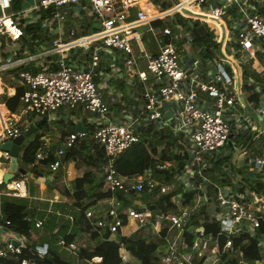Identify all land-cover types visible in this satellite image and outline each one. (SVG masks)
Masks as SVG:
<instances>
[{
  "label": "built area",
  "instance_id": "obj_1",
  "mask_svg": "<svg viewBox=\"0 0 264 264\" xmlns=\"http://www.w3.org/2000/svg\"><path fill=\"white\" fill-rule=\"evenodd\" d=\"M168 1V6L162 7L151 0H117V6L115 0H35L29 6L35 14L22 17L12 11V0H0V72L29 64L38 69H18L13 73L12 78L22 91L18 109L8 116L0 115V141L23 133L28 124L19 126L22 115L80 106L95 115L94 139L106 159L99 166L104 189H118L126 194L145 192L154 200L174 191L171 200L178 205L176 211L170 212L153 211L150 205L154 201L149 200L128 206L123 210L128 221L122 224L112 198L108 201L111 207L103 216L93 210L85 212L93 227L107 226L112 235L120 231L123 236L140 230L160 235L165 228L164 242L154 252L157 264H219L222 252L236 256L238 264H264V232L259 228L260 220L264 222V192L251 189L245 180L264 185V141L257 154H251L248 145L235 142L247 132L264 134V128L254 122L253 112L256 109L264 116V81L241 77L249 60L259 66L258 71L264 77V0ZM86 9L93 16L88 31L66 25L69 18H84L81 12ZM176 14L188 23L198 20L217 30L213 39L226 40L232 57L203 58L191 54L188 44L179 45L187 29L175 20ZM164 18L174 20L172 27L151 25ZM34 22L48 33V38L43 42L28 38L31 46L20 43L25 37L24 27ZM143 25L158 38L159 50L155 53L141 45L137 28ZM118 52L123 54L120 60L126 73H136L144 88L135 92L138 106L126 112L123 109L119 117H114L111 107L117 90L110 89L108 99L103 90L108 88L105 83L111 76L119 77L120 68L114 60ZM104 54L114 58L109 62L110 72L103 73L98 68ZM140 59L146 71L136 68ZM99 75L102 77L97 80ZM242 83L252 86L247 88L248 95L239 90ZM250 92L258 95L257 104L248 100ZM143 125L170 128L174 135L181 136L178 142L182 146L171 148V152L187 155V160L173 180L163 181L151 168L125 179L119 177L114 161L140 140L139 128ZM85 135V131H76L63 138L62 147L54 152L56 159L49 165L51 171L61 165L65 149ZM229 139L232 147L227 144ZM46 148L43 144L36 153L37 159L44 158ZM0 157L9 160L10 154L0 150ZM224 158L229 159L228 165L213 170V164ZM238 158H244L240 168ZM171 164V160H165L158 162L156 168L166 170ZM240 169L244 172H238ZM227 178L230 182L217 181ZM179 185L182 190L175 193ZM4 188L7 195L26 196L24 180L12 179ZM210 188L213 203L207 210L218 222L215 236L190 220L205 203ZM187 189L196 193L190 203L181 205ZM42 223L43 220L36 219L35 227H41ZM9 224L6 218L0 221V264H35L31 257L21 256L28 239L14 232ZM245 234L256 241L260 258H247L241 245L235 244L234 239ZM220 237H223L221 247ZM78 247L72 242L66 248L76 252ZM46 248L47 244H43L37 246V251L42 255ZM120 256L125 263H137L124 246L120 248Z\"/></svg>",
  "mask_w": 264,
  "mask_h": 264
},
{
  "label": "trees",
  "instance_id": "obj_2",
  "mask_svg": "<svg viewBox=\"0 0 264 264\" xmlns=\"http://www.w3.org/2000/svg\"><path fill=\"white\" fill-rule=\"evenodd\" d=\"M13 7L18 8L19 0H14ZM153 3H159L162 7L169 4L168 0H151ZM175 20L184 24L185 20L179 14L175 15ZM174 21V20H173ZM172 23L164 22L163 20H155L152 25L164 26ZM199 22L193 21L192 27H188L192 32L194 39L193 43L204 46L202 52L204 56H211L217 45L212 42V31L201 34L197 29ZM40 24H33L25 27L26 33L37 32ZM40 32V30H39ZM31 35V34H30ZM36 35V34H34ZM32 35V37H36ZM38 37V36H37ZM24 69V68H20ZM10 73V72H9ZM9 73L7 75H9ZM8 77V76H7ZM4 78L7 79L4 75ZM8 80V79H7ZM11 86V85H9ZM22 91L21 87L15 86L12 94L4 92L0 95V103H3L5 108L13 113L19 106V95ZM128 100L127 98H124ZM248 100L254 104L258 102L256 93H251ZM127 107H129V104ZM34 114V113H33ZM32 114V115H33ZM32 115L30 118H32ZM25 116L19 120V126L24 125ZM45 122H41L40 128H44ZM88 131L85 136L78 137L74 144L66 148L63 155L60 157L61 164L67 166L73 163L74 167L80 171V174L71 180V187L67 186L62 179V172L52 174L49 168L51 162L56 159L54 152L57 147L55 144L49 146L43 159H37L36 153L42 148L43 134L38 132L40 129H35L26 143H22L19 147V161L21 165L32 164L29 170L34 177L52 176L50 189L55 191L59 198L52 201L49 199L38 200L36 204H31L27 196H13L7 195L3 192L7 190H0V221L5 218L10 221L9 227L16 233L24 235L29 243L23 249L21 256L31 257L35 264H73L69 259V252L67 250L68 244L75 239L76 228L89 234L93 241L92 246H79L76 251V259L78 264H130L123 262L120 256V248L124 246L125 249L137 260L136 264H157L154 260V252L163 243V237L166 235L164 228L160 235L145 234L141 230L135 232L131 236H123L120 231L111 234L108 227L95 228L93 227L85 216L87 210H95L98 216H103L105 211L109 210L111 205L108 203L110 199H114V208L121 219L122 224H126L128 219L123 210L130 206L128 195H140L145 198V192L128 194L121 190H106L104 189V178L102 175L96 176V171H99V166L106 161L104 152L98 146L94 139V132L96 126L88 123ZM74 131L73 129H66L60 133V140L62 136L68 135ZM140 140L133 143L125 150H123L115 159L114 166L121 179L131 177L133 175L142 173L145 169H153L154 175L159 176L163 181H171L176 174L180 173L187 160V155L181 156L171 152V148L181 147L182 144L178 142L180 135H174L170 128L157 129L152 126H141L139 128ZM252 142V134L250 132L237 138L238 145H249ZM165 160H171L172 164L166 170H158L157 163ZM229 159L224 158L216 161L214 169H221L228 165ZM240 172V170H238ZM99 173V172H98ZM241 173V172H240ZM18 173L15 174L14 179H20ZM247 185L259 192H264V185L261 182L252 184L245 178ZM219 184L230 182L229 178L225 181L217 179ZM182 190V186L175 190V193ZM213 189L210 188L207 193L206 201L201 205L198 211L190 216V220L195 225H202L206 233L213 236L216 235L219 227L218 222L213 219L208 213V206L213 203L212 197ZM174 191L167 192L154 200L155 207L153 211L170 212L176 211L178 205L171 200ZM196 191L194 189H187L183 194V202L181 205L190 203ZM100 205L105 209L101 212ZM66 217V218H64ZM36 219H44L42 228L45 230L43 235H39L38 228L35 227ZM62 222L59 223L58 220ZM190 239V236H189ZM63 241V243H61ZM235 244H240L244 255L251 259L260 258L259 247L254 239L249 236L241 235L234 239ZM47 244L44 254L40 255L37 251V246ZM100 258L99 261H92L93 258ZM219 264H238L236 256L229 254V252H222L219 255Z\"/></svg>",
  "mask_w": 264,
  "mask_h": 264
},
{
  "label": "crops",
  "instance_id": "obj_3",
  "mask_svg": "<svg viewBox=\"0 0 264 264\" xmlns=\"http://www.w3.org/2000/svg\"><path fill=\"white\" fill-rule=\"evenodd\" d=\"M33 1H35V0H19L18 8L15 9L13 7L15 1L12 0V11L17 12L18 15L22 16V17L26 16L27 14H35L34 11L29 9V6L33 3ZM28 12H30V13H28ZM81 15L84 16V18L83 17L82 18H77V19L69 18V20H68L66 25L67 26H74L76 29H78L80 31H83V32L88 31L89 27H90V24L93 22V16H92V14H90V10H88V9H86L85 11H82ZM161 20H163L164 22H167V23L170 22L169 18H164V19H161ZM184 20H185L184 21L185 23L183 25L187 29L186 30L187 31V33H186L187 35L184 36V37H181V40L178 41L179 45L183 44L184 46H187V44H188L190 46V53L191 54L193 53L194 55L200 56V57H203V58H205V57L213 58V57H220V56H221L220 58H226V56L232 57L230 50H228V48L226 46V43H227L226 40L217 42V41H215L213 39V36L215 34H218V31L211 29L207 24L197 20L199 22V24L197 26V28H198L197 30L201 34H205L209 30L212 31L213 34H212L211 40H212V42H214L217 45V47L215 49H213L214 53L211 56H204L203 53H201V52H202L203 48H205V47L201 46V45H196V44H194L192 42L193 39H194V36H193L192 32H190L188 27H192L193 22L190 21V23H188L189 21L187 19H184ZM21 21H24V19H21ZM194 21H196V20H194ZM167 23H166V25L170 26ZM170 23H172V22H170ZM33 24H39V23H35L34 22L32 24H27L26 26L33 25ZM172 25H171V27H172ZM143 26H146V25H143ZM143 26H140V27L137 28V30L141 34V45L146 51L155 53V52H157L159 50V44L157 42L158 38L156 36H154L151 31H149L148 26H146L145 29H141ZM25 27H24V30H25ZM153 27H155V26H153ZM157 27H163V26H157ZM39 30H40V32H39ZM39 30H38V34H37V32L26 33V31H25V37H22L19 42L20 43H24V44H29L28 38H32V39L33 38H37V39H39V42H43V40L48 38V33L45 30H41L40 27H39ZM34 34H36L38 37L36 35H34ZM32 35H34L36 37H32ZM144 41L147 42V45H145ZM136 49H138V48H136ZM122 57H123V54L118 52L117 55H116V58L114 59L117 62L116 63V67L120 68V71L119 70H118L119 72L117 71L119 77H115L116 75L111 76L107 80V82L105 83V84H108L107 85L108 88L103 90L105 98H107V99H108L107 94H108V91L110 89L113 88L114 90H117V92H116L117 93L116 101L113 102L112 107H111V110H112L111 115H113L114 117H119L121 115V111L123 109L126 112V111H130L134 106H136V105L138 106V101H137V97H138L137 95L138 94L135 95V92H139L140 89L144 88V84L139 80V78L137 77L135 72H134L135 74H133V75H128L127 74L128 72L126 73V71L124 69L125 67L123 66V63L120 60V59H122ZM113 58L114 57L111 54H104L102 56L101 63H100V66H99L98 70L100 72H103V73L104 72H110L109 62L112 61ZM243 67H244V70L241 71V77L243 79H246V78L250 77V78L255 79V81H258V80L264 81V77L258 71L259 66L258 65L257 66L253 65L251 60L246 62ZM20 68H24V69L28 68V69L38 70L36 68V66H33V65L29 64V65H26L25 67L24 66H20V67H18L16 69L9 70L4 75H7L10 72L9 75L11 77L12 76L11 74L15 73ZM136 68L138 70L146 71V67H145V64H144L142 59L139 60L138 65H136ZM4 75H3V77H4ZM260 76H261V78H260ZM98 77L99 78H97V80H99L102 77V75H99ZM0 81H1V76H0ZM99 82H101V81H99ZM14 87L15 86L11 87L12 91L14 90ZM243 88L246 89V90H244ZM247 88L252 89V86L244 85V83H242L239 86V90L243 92L244 96L248 95V93H247L248 89ZM237 89H238V85H237ZM12 91H10L8 94H12ZM1 92H2V90H1ZM130 92H132L133 95L130 96ZM124 98H127L128 100H126ZM126 104H129V107H127L128 105H126ZM73 109L77 110L78 112L82 113V115H83V117H77V118L73 117V115H72V117H73L72 120L74 122V131L75 132L77 131L76 128H75L76 125L80 124L81 127L85 128V130H81V131H85L86 134H87V131H88V125L87 124L90 123V124H94L95 125L94 118H91V119L84 118L83 112H85V110H83L82 107H80V106H78L76 108H73ZM10 113L11 112H9L5 108L4 104L0 103V115L4 114V115L7 116ZM32 114L33 113L28 114V115H22V116H25V118H26L25 121H24V124L27 123L28 126L30 124H37V123H35L34 119L30 118V116ZM44 116L46 118L44 119L43 122L46 121L48 123L47 127H44V128L38 127V129L40 128L38 130V132L43 134L42 139H41L42 140V145L45 144L46 147H47L46 150H48L50 145L55 144L56 146H58L57 149H59L60 147H62L63 138L66 136V135L62 136V139L60 140V133L62 131L64 132L66 129L63 128V126L60 127V126L51 125V122L52 121H57V122H61L62 121V123H63L69 117L67 118V116L63 115L62 113H58V112H55L52 115L45 114ZM254 117H256V116H254ZM0 119H1V116H0ZM41 120H39L38 123L41 122ZM254 122L260 128L259 122H257L255 119H254ZM0 128H1V125H0ZM260 129H263V128H260ZM29 135L27 137H29ZM254 137L258 138V140L252 146L251 154H257L258 151H259L258 150L259 149V145L264 141V134L253 133L252 134V142H253V138ZM5 140L6 139L1 140L0 141V145ZM28 140H29V138L25 137L22 143H26ZM0 159L5 160V161H0V168H2V170H0V187H1L2 174L6 171V169L8 167V161L9 160L4 159L3 157L2 158L0 157ZM17 160H18V166L23 168V166L21 165V163L19 161V153H18ZM31 167H32V164H26L24 166L25 173L23 175L21 173H19V172H16L21 177L20 179H16V180H24L26 196L30 200L32 198L37 199V200L46 199V198L36 197L37 196L36 192L43 193L44 189H48L49 190L50 186H51L50 182L52 181V176H43V177H41V179H39L40 177H34L32 175V173L29 171L31 169ZM60 171L62 172V179H63V181L65 182V184L68 187L69 186L71 187V180L80 174V171L74 167L73 163H69L67 166H64V165L61 164L56 171H52V174H57ZM72 174H73V176L70 177L69 175H72ZM26 176H28L29 179H33L34 187H35V190H36L35 193L33 191L32 182L31 181L27 182ZM14 177H15V175H14ZM4 186H5V184H4ZM0 190H7V189L3 187V188H0ZM2 192L0 191V194H2ZM50 192L54 193L55 199L59 198V195L55 191L50 189ZM3 193H5V192H3ZM94 212L96 213L95 210H94ZM124 229H125V232H127V225L124 227ZM74 232H75V239H74L73 243L78 244L80 246H85V244L79 243V241H80L81 233L84 234L86 232H83V231H81L78 228H76L74 230ZM88 238H89V240L91 242H93L90 239L89 234H88Z\"/></svg>",
  "mask_w": 264,
  "mask_h": 264
},
{
  "label": "rangeland",
  "instance_id": "obj_4",
  "mask_svg": "<svg viewBox=\"0 0 264 264\" xmlns=\"http://www.w3.org/2000/svg\"><path fill=\"white\" fill-rule=\"evenodd\" d=\"M117 4H118V2H117V0H115V6H117ZM147 26V25H146ZM146 26H143L141 29H145L146 28ZM144 43H145V45H147V42L146 41H144ZM8 49V48H7ZM6 72H0V76H1V81H0V95L2 94V93H4V92H6V93H9L10 91H12L11 89V87L12 86H16V79L15 78H12V76L10 77V75H5V77L8 79H5L4 77H3V75L5 74ZM11 75H13V74H11ZM8 76V77H7ZM9 85H11V86H9ZM1 90H2V92H1ZM6 112V111H5ZM55 112H58V113H62L63 115H65V116H67V118L68 119H66L65 120V122H63L62 123V121L61 122H57V121H52L51 122V125H55V126H63V128H65V129H73L74 128V122H73V117H75V118H77V117H83V115H82V113H80V112H78L77 110H75V109H72V108H61V109H59V110H57V111H51V112H48L47 114H50V115H52V114H54ZM253 112H254V116H256L255 117V120L257 121V122H259V125H260V128H264V116L262 115V114H260V113H258L257 112V110L256 109H253ZM83 114H84V118H87V119H91V118H95V115L94 114H92V113H90V112H88V111H85V112H83ZM45 114H37V113H34L33 115H32V119H34V121H35V123H38V121L39 120H41L42 119V117L44 116ZM72 115H73V117H72ZM8 116V115H7ZM47 125H48V123L46 122V125H45V127H47ZM0 132H1V128H0ZM258 140V138H256V137H254L253 138V142L251 143V144H249L248 145V150L251 152V150H252V146L256 143V141ZM235 142H237L236 140H235ZM2 158V157H1ZM235 158H236V156H235ZM0 161H5V160H3V159H0ZM0 170H2V168H0ZM76 172V171H75ZM99 171H96V176L98 177L99 176V173H98ZM240 172H244V170L243 169H240ZM70 177L71 176H73V174L72 175H69ZM26 179H27V182H29V181H31L32 182V184H33V191H34V193L36 192V190H35V187H34V181H33V179H29V177L28 176H26ZM29 185V184H28ZM43 189V188H42ZM33 193V192H32ZM37 193V196L36 197H41V198H46V199H50V200H52V201H54V200H56L55 199V197H54V193L53 192H50V189L48 190V189H44V191H43V193H40V192H36ZM31 194V193H30ZM32 195V194H31ZM128 200H129V204H130V206H135V205H141V204H143V203H145L147 200H149V201H154V199H153V197L152 196H150V195H146L145 196V198H142V196H140V195H138V194H136V195H128ZM38 202V200L37 199H34V198H32L31 200H30V203L31 204H36ZM194 203V201L192 202V204ZM100 207H102L101 208V212L103 213L104 212V208H103V206L102 205H100ZM64 218H66V217H64ZM43 222H44V219H43ZM58 222L59 223H61L62 222V220L61 219H59L58 220ZM38 233L37 234H39V235H43L44 233H45V230H43V228H42V226L41 227H39L38 228ZM79 243H82V244H85V246H87V247H89V246H92V244H93V242H91L90 240H89V238H88V234L87 233H84V234H82L81 233V236H80V241H79ZM78 245V244H77ZM78 246H80V245H78ZM68 250V249H67ZM68 252L70 253L69 254V259H70V261L71 262H73V264H78V260L76 259V252H72V251H70V250H68ZM92 261H97V259L96 258H93V260Z\"/></svg>",
  "mask_w": 264,
  "mask_h": 264
},
{
  "label": "water",
  "instance_id": "obj_5",
  "mask_svg": "<svg viewBox=\"0 0 264 264\" xmlns=\"http://www.w3.org/2000/svg\"><path fill=\"white\" fill-rule=\"evenodd\" d=\"M46 117L44 116L41 120V122L44 121ZM41 122L37 123V124H30L24 131L23 133L15 136L12 139H6L1 145H0V149L2 151H8L10 154V158L8 161V167L6 169V171L2 174V178H1V187H4V184L10 182L13 178L16 172L21 173L22 175L25 173V169L22 167L18 166V153H19V146L21 145V143L23 142L24 138L27 137L29 134H31L35 129H37L38 127L41 126ZM76 130L77 131H81V130H85L84 127H81L80 124L76 125ZM231 137V136H230ZM227 144L231 146V141L230 139L227 141ZM244 162V158H238L237 159V167L240 168L242 166V163ZM41 179V177L39 178ZM154 204L150 205V208H154ZM263 232H264V222L263 220H260V227H259ZM219 247H221L222 243H223V237H220L219 240Z\"/></svg>",
  "mask_w": 264,
  "mask_h": 264
},
{
  "label": "bare ground",
  "instance_id": "obj_6",
  "mask_svg": "<svg viewBox=\"0 0 264 264\" xmlns=\"http://www.w3.org/2000/svg\"><path fill=\"white\" fill-rule=\"evenodd\" d=\"M128 70H130V68H128Z\"/></svg>",
  "mask_w": 264,
  "mask_h": 264
}]
</instances>
